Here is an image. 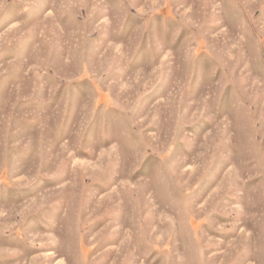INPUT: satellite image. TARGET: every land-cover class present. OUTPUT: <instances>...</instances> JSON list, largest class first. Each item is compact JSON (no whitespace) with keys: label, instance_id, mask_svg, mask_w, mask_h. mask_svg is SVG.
<instances>
[{"label":"rangeland","instance_id":"rangeland-1","mask_svg":"<svg viewBox=\"0 0 264 264\" xmlns=\"http://www.w3.org/2000/svg\"><path fill=\"white\" fill-rule=\"evenodd\" d=\"M0 264H264V0H0Z\"/></svg>","mask_w":264,"mask_h":264}]
</instances>
